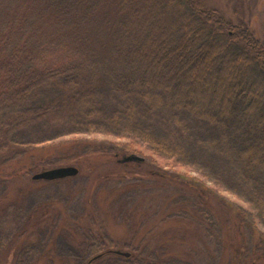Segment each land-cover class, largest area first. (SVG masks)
Returning <instances> with one entry per match:
<instances>
[{
    "label": "trees",
    "instance_id": "trees-1",
    "mask_svg": "<svg viewBox=\"0 0 264 264\" xmlns=\"http://www.w3.org/2000/svg\"><path fill=\"white\" fill-rule=\"evenodd\" d=\"M85 71L98 72L105 86L126 100L129 115L135 112L131 98L137 92L148 97L161 92L171 109L218 124L223 141L245 167L264 170V42L244 19L227 16L207 0H0V180L11 181L27 170L24 160L31 161L34 150L23 149L15 136L49 111L30 106L43 87L58 83L63 104L80 108L85 118L100 112L97 88L81 85ZM77 111L75 117L81 119ZM119 120L115 112L110 116L113 123ZM133 137L118 154L155 151ZM97 145L89 156L93 163L99 154L113 158ZM74 163L80 168L77 175L88 174L81 159ZM118 165L113 175L151 180L164 192L163 203L154 223L143 222L146 216L139 212L121 236L94 223L93 234L88 235L91 228L81 234L82 217L72 223L64 212L58 214V231L75 234V242L85 247V264L104 257L112 264H174L166 261L163 247L144 241L176 223L189 228L191 221L196 228L214 224L223 230L227 264H264V237L253 231L243 209L170 167L159 164L157 173L147 169L146 160ZM100 180L92 179L94 185ZM51 206L39 204L6 241L0 239V264H75L58 258L52 248L30 256L31 233L55 225ZM69 223L74 228H67ZM244 228L256 238L253 245L247 243ZM119 246L129 257L113 253ZM94 249L96 256L102 255L97 260L89 258ZM155 251L159 260L151 257Z\"/></svg>",
    "mask_w": 264,
    "mask_h": 264
},
{
    "label": "rangeland",
    "instance_id": "rangeland-1",
    "mask_svg": "<svg viewBox=\"0 0 264 264\" xmlns=\"http://www.w3.org/2000/svg\"><path fill=\"white\" fill-rule=\"evenodd\" d=\"M207 3L229 17L244 19L255 36L264 42V0H207ZM80 79L81 85L89 83L97 88L95 99L100 112L92 117L85 118L82 111H77L80 108L76 110L69 104L64 105L60 98L63 90L56 82L43 87L44 91L37 92L31 101L30 106L39 108V112L49 111L15 136L17 143L24 145L23 149L34 151L29 155L31 161L24 160L26 172L11 181L0 180L2 241H6L41 203L52 205L50 211L54 212L52 216L56 222L55 225H43L31 233L28 240L34 247L31 257L52 248L60 259L74 260L75 264L87 262L85 247L75 242L78 241L75 234L64 229L58 231L57 228H61L57 226L58 214L62 212L72 223L74 218L82 217L79 233L82 234L81 229L86 231V228H91L88 235L93 234L94 228L90 224L94 223L105 231L108 228L116 230L121 236L125 232L123 228H129L127 223L132 222L139 212L146 216L143 222L154 223L164 192L151 180L136 175L123 177L122 174L118 176L120 178L113 175L121 168L118 165L120 160L130 155L143 158V162L148 161V170L153 168L157 172L160 164L195 179L221 199L243 209L246 220L253 225V231L256 229L264 237V170L247 168L240 163L223 141L222 128L218 124L186 110L171 109L161 92L153 94L155 98L137 92L131 98L135 112L129 115L126 100L115 96L98 72L85 71ZM76 111L80 112L81 119L75 117ZM114 112L120 120L113 123L110 116ZM144 131L147 133L144 134ZM133 136L146 142L142 143L144 149L155 151L148 155L118 154L117 151L135 138ZM77 142L83 146H76ZM94 143L98 144L96 148H106L113 158L99 154L100 159L93 163L89 156H94L91 153ZM21 146L18 148L21 149ZM66 156L68 161L63 159ZM79 159L86 164L88 174L52 182L31 179L41 171L59 167L72 166L79 170L74 163ZM32 161H35L33 169L30 166ZM95 177L102 180L94 185L92 179ZM134 205L137 210H130ZM192 222L188 223L189 228H180L182 223L170 225L160 231L163 232L160 236L156 235L150 241L146 239L144 243L163 247V253L169 257L166 261L170 263L227 264L229 252L223 247V230H218L214 224H208V228H196ZM72 226L67 224V228H74ZM244 233L247 243L253 245L256 238L252 237L249 228H244ZM115 251L128 253L121 247ZM97 254V249H94L89 258ZM151 257L159 260L158 252L155 251ZM8 259L13 260L11 256ZM112 263L104 257L92 264Z\"/></svg>",
    "mask_w": 264,
    "mask_h": 264
},
{
    "label": "water",
    "instance_id": "water-1",
    "mask_svg": "<svg viewBox=\"0 0 264 264\" xmlns=\"http://www.w3.org/2000/svg\"><path fill=\"white\" fill-rule=\"evenodd\" d=\"M143 158L137 156V155H130L127 157H124L120 160V163H127V162H142ZM78 169L76 167L72 166H66V167H59L54 168L50 170L41 171L35 175L32 176V180H45V181H55L65 178L74 177L78 174ZM117 255H121L123 257H129L128 253L115 251L114 252ZM99 256L95 257L94 259L99 258Z\"/></svg>",
    "mask_w": 264,
    "mask_h": 264
}]
</instances>
